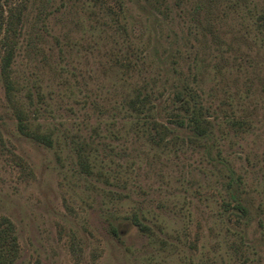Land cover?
I'll return each mask as SVG.
<instances>
[{
    "label": "rangeland",
    "instance_id": "374dc122",
    "mask_svg": "<svg viewBox=\"0 0 264 264\" xmlns=\"http://www.w3.org/2000/svg\"><path fill=\"white\" fill-rule=\"evenodd\" d=\"M150 1L0 0L3 22L24 5L18 98L52 135L19 129L2 30L0 219L15 264H264V0ZM185 86L215 125L205 138L168 124ZM140 92L148 115L131 107ZM153 119L173 133L150 136Z\"/></svg>",
    "mask_w": 264,
    "mask_h": 264
},
{
    "label": "trees",
    "instance_id": "16d2710c",
    "mask_svg": "<svg viewBox=\"0 0 264 264\" xmlns=\"http://www.w3.org/2000/svg\"><path fill=\"white\" fill-rule=\"evenodd\" d=\"M164 1L165 0H151L150 3L156 10L168 12L169 7L167 4L165 5ZM24 12L25 9L23 4L15 6V8L10 10V13L7 15L8 19L6 17V21H0V31L5 30L1 45V67L3 79L7 90L8 100L14 106L17 113L20 131L40 143L51 144V133L42 132L39 127H34L30 123L26 109L18 98L19 88L14 79V62L19 45L18 34L22 30L25 15ZM261 20L264 21V14L261 15ZM173 102L177 108L179 107L180 112L177 114L171 113L168 124L178 127L188 126L195 135L203 138L213 133L215 125L205 114L198 92L195 89L187 86L183 89L179 88L175 92ZM130 103L131 107L141 114L148 115L151 112V109L154 108V103L151 102V95L149 93L140 92ZM225 117L227 124L237 131L250 128V124L247 123L246 120H243L238 116H231L229 112ZM154 131H156V133ZM172 133L173 131L169 128L167 123L153 119V128L149 132L150 136L153 134L165 137ZM84 145L85 144H82L81 147L77 148V155L80 163L88 170V168L91 167V161L88 152L83 147ZM235 208H239V210L244 213L247 212L244 205L241 203H238ZM142 227L144 230L149 229L144 224ZM19 251L20 247L15 225L9 218L3 217L0 219V264H15L19 256Z\"/></svg>",
    "mask_w": 264,
    "mask_h": 264
}]
</instances>
